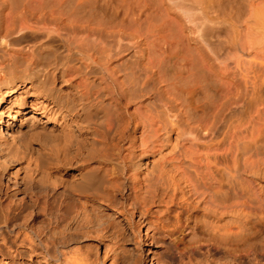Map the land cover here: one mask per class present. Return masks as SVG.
Instances as JSON below:
<instances>
[{
	"label": "bare ground",
	"instance_id": "obj_1",
	"mask_svg": "<svg viewBox=\"0 0 264 264\" xmlns=\"http://www.w3.org/2000/svg\"><path fill=\"white\" fill-rule=\"evenodd\" d=\"M246 2L0 0V264H141L163 238L223 254L191 264L264 256V175L259 198L238 181L246 86L222 45L186 34ZM242 37L223 45L246 83Z\"/></svg>",
	"mask_w": 264,
	"mask_h": 264
},
{
	"label": "rangeland",
	"instance_id": "obj_2",
	"mask_svg": "<svg viewBox=\"0 0 264 264\" xmlns=\"http://www.w3.org/2000/svg\"><path fill=\"white\" fill-rule=\"evenodd\" d=\"M247 2H248V0H247ZM247 2H246V7H241V8L232 7V9L230 8L228 10L222 9L224 11V13L227 14V16H230V17H228L229 18L228 21H222V20H220V24L219 23L218 24L216 23V25L214 24L215 26L214 25H211V24L208 25V23L206 25L202 24L201 29H200V26H199V29L200 30H198V31H196L197 28H198V26H196L194 24L196 26V27L194 26L196 28V30H195L196 33L194 31H192V29H193L192 27L193 26H191V25H193V24L190 23L191 24L190 25L191 31H190V29L186 30L187 31L186 34L187 35L189 34V36H192L191 35V32H193L192 33L193 36H197L198 39H202V37H204V38L208 37V38H212L211 40L214 42V44H219L220 47L222 45V47L220 48L222 51L220 50L221 52H219L220 55H221L220 56V59L222 57L223 60H226V62L228 63V72L232 73L233 76H235V80L239 83V86H243V87L246 86V123L248 122L246 124V143L248 142L247 143V147H246V172L247 173H245V174L243 173L244 175L240 174L241 177L240 178L238 177V179H239L238 181H241L243 183H246L247 186L250 185L251 187H253V186L256 185L255 186L256 187V191H255V187H253L252 193H255V197L258 196L257 198H259V192H258L259 187H257V182L262 184L263 175H264L262 172H260V170L261 171L264 170L263 169V167H264L263 166L264 165V150H262L263 147H264V142L261 141V139L264 140V132L262 133L259 130L260 136L262 137L261 138L260 136L257 137L256 135H259V134H255L256 132L254 133V131L251 130V129H253V127H252L253 124H254L253 122H255V124H257V125H260V123H261L262 124L261 126L264 127L263 126L264 125L263 124L264 121H262V120H264V115H256L258 112H261L263 110V108H264V105H263L264 102H262V101H264V50L261 49V48H259V47H257V45H255L256 48H254L253 46H254L255 43H257V40H256L255 37L256 36L259 37L261 35V31L260 30H263V27L257 28L258 25H255V24H258V22L260 23V22L263 21L262 17H264L263 16V13L264 12H261L262 10L260 8H259L260 9L259 10L258 7L257 8H251V9H249L250 6L247 4ZM222 10L219 9L218 13L222 14L223 13ZM221 21H222V23L223 22L224 23L226 22V23L225 24L224 23L222 24ZM256 21H257V23H256ZM187 25H188V23H187ZM251 28H252V30H250ZM256 28H257V30H256ZM247 29H248V32L249 33L246 34ZM238 30H239V32H238ZM256 31L257 32L259 31L260 32V35H256ZM239 33H241V34H239ZM210 34H211L212 37L210 36ZM232 35H239L240 37L243 35L242 39L243 40L246 39V53H245V55H242L244 57H242L239 54L240 55V59H242L241 61H244L245 60V62H240V65L242 66V68L244 70L246 69V83L242 79L241 74L238 72V68H236V66L234 67V65L236 64V60L235 61H233V60L236 57H238L237 56L238 55L237 52L234 51L235 50L234 48H230V50H229V48H227L226 45L225 46L223 45V42L225 43L224 40L227 39V36L229 37V36H232ZM224 54L226 56H228V57H225L224 58V56H225ZM122 57L118 60L120 63H121V61L124 62L125 59L126 60L129 59L130 58V55L129 54H125ZM230 58H232V59L234 58V59L232 60ZM220 59H218V60L215 61L216 64H220ZM227 59H229L230 61H228ZM232 61H233L234 64L232 63ZM242 63L245 64L246 67ZM237 75H239V76H237ZM261 105H263V106H261ZM253 113H254V116H253ZM240 114H241L240 109H237L236 112H235V116L236 117L234 116L235 119H237L238 116H240ZM258 116L260 118H257ZM259 119H262V120H259ZM250 121H252V122H250ZM257 121H258L259 124L257 123ZM249 123L252 126H250ZM248 124H249V127H251V128H248ZM249 133H250V135H249ZM262 134H263V136H262ZM251 135L256 136V137H253ZM249 137H251L252 139H254V138L257 139L256 140V143H255V141H253ZM249 139H250V141H249ZM252 141H253L254 144L253 143H250ZM258 143H261L260 146H259ZM255 144H257V145H255ZM248 145H250L251 148ZM248 147H249V149H248ZM261 147H262V149H261ZM249 154H250V156H252L251 158L249 157ZM253 154H254V156H253ZM258 158H260V159H258ZM247 160H249L251 163L249 161H247ZM258 169H259V174H257L258 176L256 174H254V173H251V172H253V170H258ZM260 173L262 174V176H260ZM251 174H252V176H251ZM255 180L257 182H255ZM263 183H264V180H263ZM258 186H259V184H258ZM256 194H257V196H256ZM130 202H132V200H130ZM247 206H249V205H247ZM249 208L250 207H248V209ZM250 210L251 209H249V211ZM249 211L246 210V213L249 212ZM144 230L146 231V228H143L142 234H145L146 233ZM144 237L146 238L147 236L144 235ZM129 247H130V249L133 248L132 246H129ZM15 248H16V246L11 247L8 250H14ZM144 249L145 250H142V252L141 251L139 252L140 257L142 258V259L140 258L142 260L141 261V264H159V261L160 260L158 259V257L161 254H165L164 256L166 257V262H168V264H182V263H185V262L189 263L190 261H191L190 262V264H191L195 260L197 261L199 258L201 260H206L207 256H208V259H209V258H211V255H212V257H214V258L217 257L216 259H220L222 257V255H223L222 252L217 251L215 249H210L208 251L207 250L208 249V246H207V247H202L201 249L200 248L194 249L193 250L194 252L192 254H189V255H192L191 257L188 256V253H190L189 251L188 252H185L184 255L182 256L177 250H175V249H173V247H170L169 246V240L166 239V238L159 239V242H157V243H154L152 240H149L148 242H146ZM251 255L242 258V260H244V261H242L241 264H264V261H263L264 260V256H260V255H258V256L256 255L255 256V253H254V255H252V256ZM17 256L20 257L19 255H17ZM199 256H201V257H199ZM24 257H25V260H29V256L28 255H24ZM181 257H183L185 260H183V258L181 259ZM189 258H191V259H189ZM192 258H193V261H192ZM181 260H183V261H181Z\"/></svg>",
	"mask_w": 264,
	"mask_h": 264
}]
</instances>
